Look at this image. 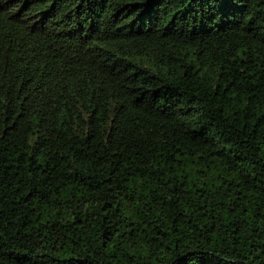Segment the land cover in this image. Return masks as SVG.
<instances>
[{"label": "trees", "instance_id": "obj_1", "mask_svg": "<svg viewBox=\"0 0 264 264\" xmlns=\"http://www.w3.org/2000/svg\"><path fill=\"white\" fill-rule=\"evenodd\" d=\"M0 264H264V0H0Z\"/></svg>", "mask_w": 264, "mask_h": 264}]
</instances>
